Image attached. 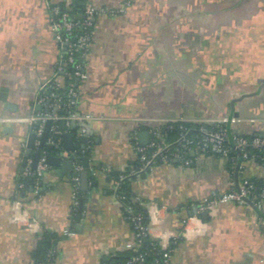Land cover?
<instances>
[{"label":"crops","instance_id":"crops-1","mask_svg":"<svg viewBox=\"0 0 264 264\" xmlns=\"http://www.w3.org/2000/svg\"><path fill=\"white\" fill-rule=\"evenodd\" d=\"M51 1L122 11L93 21L85 78L74 104L52 123L47 143L53 150L36 147L26 154L30 124H0V264H32L44 232L58 236L56 264H101L123 252L133 230L107 177L135 160L136 147H148L153 127L228 117L239 120L226 126L231 137L264 136V0ZM48 2L0 0V91L6 97L0 117L38 115L35 107L43 112L48 99L45 92L40 96L41 87L51 80L63 84L64 51L54 40ZM6 103L16 109L7 110ZM49 108L60 113L58 102L50 100ZM62 122L74 137L70 152L61 138L53 141L52 129ZM141 133L147 134L144 143ZM38 152L59 161L27 174L35 172ZM75 152V160L87 154L83 164H89L81 166L87 190H81L79 222L78 214L71 217L76 162L63 167ZM239 159L233 164L203 155L190 165L164 163L131 183L147 214L149 237L161 247L176 240L171 264H264V202L260 209L250 202L218 204L207 219L196 211L204 198L236 189L243 178L264 182L261 165L241 157L237 168ZM65 229L74 235L64 236Z\"/></svg>","mask_w":264,"mask_h":264},{"label":"built area","instance_id":"built-area-1","mask_svg":"<svg viewBox=\"0 0 264 264\" xmlns=\"http://www.w3.org/2000/svg\"><path fill=\"white\" fill-rule=\"evenodd\" d=\"M52 1L49 0L47 6L50 10V24L51 30L54 35L55 42L59 45V47L64 51V62L65 66H69L73 73L69 76L68 79L74 80L69 83L66 97L68 99L67 108H70L75 101L77 96V91L80 82L85 78L84 73V61L85 57L89 51L91 45V36L92 31L91 28L93 26L94 19L101 14L115 15L117 12H121L122 10H107L103 8L94 7L91 4H88L84 8V20H79L72 16L69 12V4L64 5L66 11L60 13L59 6L56 4H52ZM57 17L55 19L54 17ZM78 31V32H77ZM77 32V33H76ZM60 71H65V67ZM59 84L55 80H51L45 83L40 91V96L48 89L58 88ZM42 97V96H41ZM57 107V106H55ZM32 115L24 119L12 118V117H0V124H13L15 122L23 121L28 124H32L35 122H39L40 126L37 130V134L40 135L43 129V125L47 119L52 121L60 120L61 117L54 115ZM74 116L71 115L67 119L71 120ZM179 121L173 122H164V124L176 123ZM239 122L238 119L235 118H221L219 120L213 121H199L194 122L199 125L200 135L197 141L183 139L181 143V147L179 151H177L173 156L176 160H180L182 165H190L197 158L203 155H212V156H220L223 158H228L230 153V148L227 146L229 144L228 140V132L227 128L218 129V130H209L205 127V125L212 126H227L228 124H234ZM179 123H182L181 121ZM56 127L52 129V133L56 132ZM152 134V138H158L159 133L157 127H153L150 130ZM231 141L233 143L235 149H237L242 157V159L246 162L255 161L253 158H249L248 153L244 150L246 146H252L254 148L259 149L263 156L261 157L262 161V169L264 170V136L262 137H251L250 139L242 138L240 136L231 137ZM148 147H156L154 152L152 153V157H155L157 154L164 153V146L159 145L153 139H151ZM145 148L136 147V153L141 154V161L145 162V157L143 155ZM187 152H190L193 156V159H185L183 155ZM166 155H162L161 158L163 162L166 163ZM45 168L44 159H40L35 172H30L27 170V174L35 175L39 174L40 171ZM82 171V167L80 164L75 163L73 167V175L71 178V186H72V201H71V211H76L79 206V201L77 198L78 190L80 189V174ZM254 194V186L248 181V179L243 178L239 184H237V188H231L218 196H213L210 198H204L196 208L197 213L201 214L203 212H208L216 207L218 204H226V203H234L237 205H246L248 202L252 203V205L260 209L264 202V189L261 190L258 194ZM118 202V201H117ZM119 203V202H118ZM131 223L133 224V240L125 246V250H138L140 245L142 244V239L148 235V225H141V217L137 216L131 219ZM32 228L37 226V221L35 219H31L28 223ZM64 236H73L74 233L68 229L63 230ZM175 239L171 240V244L175 242ZM169 243L168 246L161 247L162 255H161V264H171V248ZM39 264H56V259L53 251L48 253L47 259L44 263ZM125 264H145V259L142 254H138L136 256L130 257Z\"/></svg>","mask_w":264,"mask_h":264},{"label":"trees","instance_id":"trees-1","mask_svg":"<svg viewBox=\"0 0 264 264\" xmlns=\"http://www.w3.org/2000/svg\"><path fill=\"white\" fill-rule=\"evenodd\" d=\"M58 6L60 13L66 11L65 6L63 4H59ZM69 8V12L72 16L79 20H84V9L82 10L76 5H72ZM54 18L57 19L58 16H55ZM72 73L73 70L69 66H65V71L62 74L63 84L58 88L48 89L44 93V96L50 98V100L54 103L58 102L60 106L59 112L62 115H64V113H66L65 111L68 110V99L66 97V92L69 83L74 81L73 79H68L69 76L72 75ZM205 127L211 131L226 128V126L216 127L212 125H205ZM157 129L159 137H153L152 139L159 145L164 146L165 150L163 154L159 153L155 157H152V153L154 152L156 147H146L143 152L145 162L141 161V154H136L135 160L131 161L124 171L110 172L107 177L109 181L114 182L115 184L113 194L121 205L124 215L129 221L132 229V218L140 216L142 226L148 225V218L146 212L144 211V206L141 201L133 198V194L131 192V183L135 180L137 176H142L145 173L149 172L153 167L164 164L165 162H163L161 158L162 155L167 156V164H181V161L176 160L173 155L177 151H179L182 140L187 139L195 142L198 140V137L200 135V132L198 130L199 125L187 122L163 124L157 127ZM242 138L250 139L248 137ZM227 146H229L230 148L228 159L230 160V163L234 164L236 159L239 158V156L241 155L239 151L234 148V146H231L230 144H227ZM244 150L248 153L249 158L255 159V162H257L259 165L263 164L261 161V157L263 156V154L259 149L249 145L244 147ZM87 156V154L79 155V158L75 160V162L82 166L83 162L87 159ZM183 157L185 159H193V156L190 152L185 153ZM248 181L254 186L253 195L258 194L261 190L264 189V182L254 179H248ZM82 194L83 193L81 189H79L77 193V198L79 202L81 200ZM77 212L78 208L76 211H71V217L75 218ZM57 241L58 236L55 233H42L37 239L35 248L31 252L32 264L44 263L50 251H53L55 256V245ZM172 247H174V244L170 246V248ZM138 254H142L144 256L145 264H161L162 251L160 244L157 240L149 236H146L142 239V244L140 245L138 250H124L123 252L117 253L114 256L105 258L101 264H125L130 257L136 256Z\"/></svg>","mask_w":264,"mask_h":264},{"label":"water","instance_id":"water-1","mask_svg":"<svg viewBox=\"0 0 264 264\" xmlns=\"http://www.w3.org/2000/svg\"><path fill=\"white\" fill-rule=\"evenodd\" d=\"M38 99H40V96L38 97ZM0 100L6 101L5 91L4 90H1L0 91ZM49 104H50V98H48L46 100V107L44 108L43 112L41 111V108L39 106H36L35 109L39 110V112H40L39 115H48V114L52 113V110H50V108H49ZM5 108L7 110H15L16 109L14 105H11L9 103H6L5 104ZM34 115H37V112H35ZM61 115H60V113L57 114V116H61ZM75 117H79V116L76 115ZM52 123H53V121L50 120V119H47L45 121V123L43 125L42 132H41V136L39 137V143L38 144H36V139H37V133H36V131L38 130L40 124H39V122H35V123L30 124L32 131L29 133L26 154H28L31 150L35 149L36 147L39 150H43L44 148L49 149V150H53V148H54L53 146L54 145L47 143V139H48V136H49V133H50V130H51ZM80 126L82 128H84V125L83 124H81ZM69 127L71 128V130L75 131L76 128H77L76 120L71 119L70 122H69ZM65 130H66V123L65 122H62L61 125H60V127H59V130L53 133V141L54 142H57L58 139L61 138L64 141V143L66 144V150H68L70 152L72 150L71 143H72L74 137L70 133H65L64 132ZM227 132H228V140H227V142L230 145H233V143L231 141V134H230V132H229L228 129H227ZM79 134H80V136L78 138L79 142H81V143L86 142L87 137H86L85 134L82 133V129L79 130ZM146 135L147 134H145V133H141L140 134V139L142 140V143H144V140H145ZM80 149L85 150L83 144H81ZM41 156H42L41 152H38V153L34 154V158H33V162H32V167H31L32 170H36L37 164H38L39 160L41 159ZM75 156H76V152L73 153V155L70 157V159L66 161V163L63 166L64 169H67L69 167H72L73 161L75 160ZM239 158L240 159H239L237 168L240 165L241 156H239ZM57 161H59V158H56L55 159V158H53L51 156H48V155L45 156V158H44V162L46 164H54ZM82 167L85 168V169H88L89 168V164H83ZM80 178H81L80 188H81L82 191H86L87 190V173L86 172H82L80 174ZM24 180L28 184L32 181L31 178H24ZM235 181H237V177H235ZM82 205H83V203L81 201L80 204H79L78 213H77L78 214L77 215L78 222H79L80 217H81V214H82ZM201 217L203 219H207L208 218V212L201 213ZM78 229L79 228L77 226L76 230H78Z\"/></svg>","mask_w":264,"mask_h":264}]
</instances>
